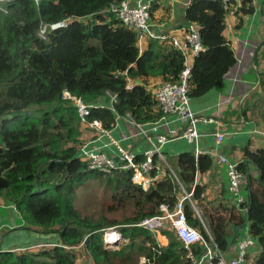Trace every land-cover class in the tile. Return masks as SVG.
<instances>
[{"label": "trees", "instance_id": "obj_1", "mask_svg": "<svg viewBox=\"0 0 264 264\" xmlns=\"http://www.w3.org/2000/svg\"><path fill=\"white\" fill-rule=\"evenodd\" d=\"M121 1L0 2V198L16 209L28 229L57 237L50 248L0 251V264H79L78 248L87 252L91 264H193L172 231L162 230L167 244L161 245L136 226L160 216L162 205L172 209L184 193L191 194L209 234L185 200L188 224L207 244L224 253L229 250L231 218L225 213L231 208L207 204L205 186L197 180L211 169L209 154L184 152L173 160L166 158L184 192L171 177L154 181L144 191L132 183L131 171L105 174L89 169L79 157L83 134L91 129L81 121L75 105L63 99L64 92L89 105L87 122L100 121L107 131L118 116L129 115L136 123L147 124L164 116L147 90V79L175 82L183 69V56L169 38L150 39L139 52L137 35L111 13H103ZM246 2L250 0H241L235 11L239 20L253 13V6ZM160 8L158 3H151L150 21ZM228 12L219 0H191L185 9V20L199 26L204 47L192 64L191 100L223 90L226 75L237 64L225 36ZM63 21L65 26L50 29ZM43 26L44 38L39 35ZM262 58L264 61V51ZM256 91L249 100L255 101L252 107L258 111H252L251 117L260 124L264 122V69ZM108 95L115 96L116 102L110 103ZM249 100L242 105L243 115ZM238 169L244 175L241 192L243 195L245 191L247 198L243 195L246 212L235 226H247L259 247L249 264H264V147H245ZM155 173L153 170L151 175ZM93 182L102 183L111 199L105 212L96 216L82 213L77 196ZM113 211L124 213L123 220H112ZM110 228L125 240L116 249L103 241L104 232ZM190 250L195 260L205 253L200 244ZM141 258L144 263H140Z\"/></svg>", "mask_w": 264, "mask_h": 264}, {"label": "crops", "instance_id": "obj_2", "mask_svg": "<svg viewBox=\"0 0 264 264\" xmlns=\"http://www.w3.org/2000/svg\"><path fill=\"white\" fill-rule=\"evenodd\" d=\"M133 5L140 0H129ZM191 0H153L160 5V9L155 13L150 21L153 32L160 36L170 37L176 34L178 28L186 24L185 9ZM253 6V13L241 16L239 20L235 11L240 6V2L234 4L226 16L225 36L231 43L236 60L238 61L234 69L225 77V87L221 91H210L204 97L191 100L190 109L193 113L202 114L206 118L215 119L217 123H198L197 128L201 134L199 147L204 153L210 154L212 158L211 169L200 174L197 180L205 186L204 200L207 204L215 207L222 205L231 208L225 215L231 218V223L227 229V237L230 243L226 257L232 258L236 254L237 243L245 238L251 237L248 227H236L239 216L243 212L235 206L228 192V180L225 168L219 165L218 157L226 156L231 162L239 163L242 161L243 149L249 147L256 150L264 147V122L257 124L251 117L255 101L249 100L251 94L257 92L259 84V74L264 69L262 53L264 48V0H250L246 4ZM165 13V11H167ZM150 41L147 37L137 40L139 52H142ZM258 80V81H257ZM153 81L158 85L163 81L159 77L147 79V90ZM136 83V82H134ZM157 86V85H156ZM152 91V90H150ZM103 100V99H102ZM100 100V101H102ZM245 114L241 112L242 105L247 101ZM106 104V103H105ZM168 128L182 130L186 127V122L177 117L167 116ZM165 129V128H164ZM166 130V129H165ZM134 131L127 117H116V121L111 130L110 137L121 147L130 150L136 158L143 159V153L149 148L148 143L143 138H128V132ZM162 133L163 129H159ZM222 132L224 138L220 144L215 142V133ZM84 144L92 149L102 151L111 158H118L116 147L111 144L110 139L101 133L92 130L84 134ZM193 152V146L184 139H175L168 142L163 147L165 158H175L181 153ZM140 156V157H137ZM113 158V159H114ZM254 174V171L251 169ZM28 229L21 220L14 207L4 204L0 198V251L20 252L23 249H34L37 246H50L51 237L56 235H42ZM160 238H163L161 235ZM53 239V238H52ZM159 242L162 245L167 244ZM259 247L255 245L249 250V260L258 253Z\"/></svg>", "mask_w": 264, "mask_h": 264}, {"label": "built area", "instance_id": "obj_3", "mask_svg": "<svg viewBox=\"0 0 264 264\" xmlns=\"http://www.w3.org/2000/svg\"><path fill=\"white\" fill-rule=\"evenodd\" d=\"M3 1L4 0H0V2ZM152 1L153 0H140L138 3L132 5L129 0H123L118 4L111 5L108 9L103 11V13H111L126 29L134 32L137 35V40L143 37L160 41L169 38L171 45L183 56V69L176 81L162 82L152 90V98L164 116L156 122L147 124H138L129 115L125 116L134 128V131L128 132V138H143L149 145V148L143 153V160L137 163L135 161V154L121 147L114 141L110 137L109 132L103 128L100 121L93 120L87 122L86 118L89 115V105H85L79 98L71 96L68 92H64L63 99L69 100L75 105L78 115L85 126L107 136L111 144L117 149L118 161L116 162L102 151L92 149L87 145L80 147L78 150L79 157L87 163L89 169L105 174H109L112 171H131L132 183L141 186L144 191L148 190L154 181L165 177H171L172 181L177 183L183 191L176 174L166 162L163 147L166 143L175 139H184L193 146V152L196 156L201 155L204 152L199 147L201 134L198 131L197 124H211L217 122H215V119L206 118L202 114L193 113L190 109L191 99L189 97V82L191 79L192 64L194 58L204 51V47L200 40L199 26L194 22H186L184 26L178 28L176 34L170 37L156 34L152 31L150 25V7ZM219 1L225 8L229 9L234 2L240 0ZM65 24L66 21L57 23L50 26V29L54 30L65 26ZM45 33L46 26H43L39 31L40 37L44 38ZM111 102H116L115 96H111ZM170 115L186 122V127L182 130L168 128V121L165 119ZM159 129H163V132L161 133ZM223 138L224 134L222 132H217L215 134L216 144H220ZM155 161L158 163H155ZM159 163L166 167V170L160 168ZM218 163L225 168L228 180V192L235 206L238 207L241 212L245 213V199L241 192V184L244 181V175L238 169V163L231 162L223 155L218 157ZM153 170H155L156 173L152 176L151 172ZM185 199H188L194 208L191 194H185V197L179 199L172 209H169L168 205H162L160 207V216L145 219L136 226L155 237H158L164 229L172 231L175 237L188 251L193 264H249L250 256L248 252L250 246L254 247L256 245L255 241L251 237L240 240L237 243L235 256L232 258L226 257V253L221 252L214 244H207L200 232L188 224L183 210V202ZM194 211L203 224L199 211L195 208ZM203 226L205 232L209 234L204 224ZM113 234L118 236L119 239L111 240L110 238ZM103 241L112 249H116L119 243L125 242L121 235L113 228L104 232ZM195 244H200L205 249L204 255H202L199 260H195L191 255L190 247ZM39 247L42 246H37L36 248ZM144 262L145 259L141 258L140 263Z\"/></svg>", "mask_w": 264, "mask_h": 264}, {"label": "rangeland", "instance_id": "obj_4", "mask_svg": "<svg viewBox=\"0 0 264 264\" xmlns=\"http://www.w3.org/2000/svg\"><path fill=\"white\" fill-rule=\"evenodd\" d=\"M149 85H150L149 86L150 87L149 91H150L154 88V86L158 85V83L153 81V84L151 85L150 83ZM243 195L245 198H247V193L245 191ZM77 196H78V205L83 214H91L94 216L102 214L103 212H105L106 207L111 204L110 194L105 190L103 184L98 182L90 183L89 187L80 191L77 194ZM194 206L200 212L199 208L195 205V203ZM200 215L202 220L204 221L201 212ZM123 216L124 213H122L121 211H113L111 213L112 220H116L117 222L122 221ZM119 227L120 226H118V228ZM161 236L165 238L164 235ZM48 243L52 245L55 244V237H51L50 242L48 241L46 242L47 245ZM52 245L46 246V248H50ZM76 251H78V253L80 254L78 260L79 264H85V263L91 264V258L83 248H78L76 249ZM83 260H86L87 262H83Z\"/></svg>", "mask_w": 264, "mask_h": 264}, {"label": "clouds", "instance_id": "obj_5", "mask_svg": "<svg viewBox=\"0 0 264 264\" xmlns=\"http://www.w3.org/2000/svg\"><path fill=\"white\" fill-rule=\"evenodd\" d=\"M238 2H241V0L238 1ZM238 2H234V3L229 7L228 10L230 11V10L232 9V6H233L234 4H236V3H238ZM186 22H187V21H186ZM159 41H160V40H159ZM163 41H164V40H163ZM237 62H238V61H237ZM162 82H164V81H162ZM162 82H161V83H162ZM128 86L131 87V86H132V82H129V84L127 85V88L130 89V87H128ZM154 87H156V86H154ZM153 89H154V88H153ZM153 89H152V90H153ZM149 92L151 93V96H152V91H149ZM108 97L110 98V103H112V102H111V96L108 95ZM115 100H116V97H115ZM153 100H154V99H153ZM154 102H155V101H154ZM155 103H156V102H155ZM190 103H191V102H190ZM156 106H157V104H156ZM157 107H158V106H157ZM161 118H162V117H161ZM157 121H158V120H157ZM152 123H153V122H152ZM106 131H107V130H106ZM215 134H216V133H215ZM202 151H203V150H202ZM192 153L194 154V152H192ZM203 154H207V153H203ZM194 155H195V154H194ZM201 155H202V154H201ZM209 155H210V154H209ZM142 160H143V159H142ZM117 161H118V158H117ZM117 161H116V162H117ZM170 168H171V167H170ZM173 172H174V171H173ZM225 172H226V171H225ZM227 189H228V187H227ZM185 194H186V193L183 194L184 196H183L182 198L185 197ZM180 199H181V198H180ZM178 200H179V199H178ZM178 200H177V201H178ZM185 200H188V199H185ZM185 200H184V201H185ZM191 200H192V199H191ZM188 201H189V200H188ZM192 202H193V204H194V201H193V200H192ZM183 203H184V202H183ZM189 203H190V202H189ZM190 205H191V204H190ZM191 207H192V205H191ZM192 208H193V207H192ZM194 208H195V206H194ZM194 208H193V210H194ZM195 209H196V208H195ZM199 213H200V212H199ZM244 214H245V213H244ZM202 221H203V220H202ZM203 223H204V222H203ZM148 233H149V232H148ZM161 233H162V232H161ZM160 235H162V234H160ZM160 235H159V236H160ZM152 236H153V235H152ZM159 236H158V237L153 236V237L159 242V240H160V237H159ZM166 239H167V238H166ZM159 243H160V242H159ZM160 244H161V243H160ZM161 245H162V244H161ZM201 246H202V245H201ZM202 247H203V246H202Z\"/></svg>", "mask_w": 264, "mask_h": 264}, {"label": "bare ground", "instance_id": "obj_6", "mask_svg": "<svg viewBox=\"0 0 264 264\" xmlns=\"http://www.w3.org/2000/svg\"><path fill=\"white\" fill-rule=\"evenodd\" d=\"M110 239H111V240H117V239H119V237L113 234L112 237H111ZM160 241H161L162 243H165V242H166V240H165L164 238H160ZM252 248H253V247L250 246V249H252Z\"/></svg>", "mask_w": 264, "mask_h": 264}, {"label": "water", "instance_id": "obj_7", "mask_svg": "<svg viewBox=\"0 0 264 264\" xmlns=\"http://www.w3.org/2000/svg\"><path fill=\"white\" fill-rule=\"evenodd\" d=\"M112 158H114V157H112ZM114 160H115V161H117V159H116V158H114Z\"/></svg>", "mask_w": 264, "mask_h": 264}]
</instances>
